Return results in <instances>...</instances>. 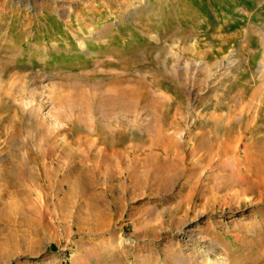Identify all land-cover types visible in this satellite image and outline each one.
<instances>
[{"label": "rangeland", "instance_id": "obj_1", "mask_svg": "<svg viewBox=\"0 0 264 264\" xmlns=\"http://www.w3.org/2000/svg\"><path fill=\"white\" fill-rule=\"evenodd\" d=\"M0 264H264V0H0Z\"/></svg>", "mask_w": 264, "mask_h": 264}, {"label": "bare ground", "instance_id": "obj_2", "mask_svg": "<svg viewBox=\"0 0 264 264\" xmlns=\"http://www.w3.org/2000/svg\"><path fill=\"white\" fill-rule=\"evenodd\" d=\"M79 46H80L81 49H84L86 47L84 42H79ZM212 252H213L212 246L208 247V250L205 252L206 259L210 260Z\"/></svg>", "mask_w": 264, "mask_h": 264}]
</instances>
